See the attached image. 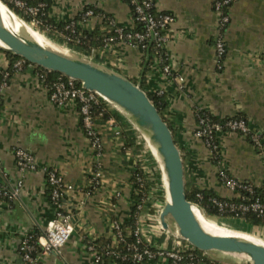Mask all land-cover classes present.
I'll list each match as a JSON object with an SVG mask.
<instances>
[{"label": "crops", "instance_id": "crops-1", "mask_svg": "<svg viewBox=\"0 0 264 264\" xmlns=\"http://www.w3.org/2000/svg\"><path fill=\"white\" fill-rule=\"evenodd\" d=\"M39 3L47 6V16L56 24L42 21L43 29L63 44V30L73 21L102 33L110 31L106 15L117 27L136 26L124 0H40L35 5ZM89 6L95 15L83 22L78 18ZM156 7L175 17L166 32L165 58L154 57L144 70L141 49L119 40L98 49L93 59L137 83L145 76L147 88L161 96L164 117L183 157L187 187L236 198L222 181V171L239 181L264 185V0H232L226 10L230 22L221 58L215 42L220 14L213 0H156ZM13 63L0 48V189L11 192L18 181L23 182L16 198L0 196V264H23L22 238L45 233L47 222L56 216L46 170H56L65 185L74 186L61 202L75 229L60 250L43 254L38 264H120L111 257L98 261L97 254L116 244L114 222L123 223L132 213L136 191L132 173L138 164L141 167L136 131L125 119H113L114 124L98 121L99 151L91 145L77 104L53 102L36 66L17 70ZM164 64L170 74L163 71ZM203 113L217 119H244L250 134L260 136V145L251 135L221 130L215 133L219 143L215 156L204 138L196 135ZM124 126L133 134L127 138L128 146L115 135L118 127L128 129ZM17 148L35 156L36 170L18 168ZM152 201L151 196L145 199L136 220L142 236L155 248L173 249L178 238L150 217ZM204 256L207 261L201 264L210 260L226 264L214 254ZM144 264L168 262L159 258Z\"/></svg>", "mask_w": 264, "mask_h": 264}, {"label": "built area", "instance_id": "built-area-1", "mask_svg": "<svg viewBox=\"0 0 264 264\" xmlns=\"http://www.w3.org/2000/svg\"><path fill=\"white\" fill-rule=\"evenodd\" d=\"M12 1L15 2L17 6H21V8L25 9L26 12L35 15H38L44 8L43 3L28 5L27 0ZM130 4L134 5L136 13L134 20L144 23V31L125 32L123 28L118 27L115 29L116 36H111L106 39L105 47L116 41L123 40L132 46L143 49L146 47L144 41L152 39L155 43L156 51L160 52L163 50L167 41L166 32L174 22L175 17L168 12H161L159 15L151 12L150 8H154L156 4L149 0H130ZM213 4L215 10L220 14L215 42L218 57L221 58L225 54L224 31L230 22V16L226 10L232 4V0H214ZM85 14L86 17H88L95 15V12L93 9H88ZM34 20L38 23L40 22L37 18H34ZM75 24L76 23L73 21L67 28H73ZM26 66L33 68L36 65L23 58L13 63V67L17 70H21ZM163 71L166 74H170L171 70L169 65L164 64ZM9 75V72L5 73L6 77ZM36 75L45 82L46 75L44 72L38 71ZM4 84H6V82H4ZM48 90L51 100L57 104H65L67 102H74L77 104L81 122L87 136L90 138L91 145L100 151L102 149V142L96 129L97 121L92 110L93 105L98 104L101 97L96 92L85 89L81 83L78 85L77 80L67 76L66 78L60 76L51 87H48ZM110 121L111 124H114V120ZM226 129L244 134L250 132L248 123L240 117L227 118L223 121H210L208 117L201 115L196 135L204 138L207 146L213 152V150L219 147V145L214 142V133ZM115 135L121 137V129L119 127L115 130ZM250 135L252 141L256 145H260V136L257 134ZM15 157L16 164L21 171H33L37 169L36 158L28 150L17 148L15 150ZM46 173V187L50 190L51 201L56 207V216L47 222L45 233L41 235L33 233L27 234L22 238L19 245V254L23 264H38L43 254L49 251L60 250L68 242L75 229L70 215L63 211L61 202L65 194L73 190L74 186L65 185L62 177L56 170H46ZM136 175L138 182L142 184L144 182V177L140 176L138 173ZM220 176L229 189L238 192L236 198H239L238 201H235V198L228 199L220 196L211 198L210 200L213 206L216 207L220 213H231L240 217L251 212L260 217L264 216V188L263 192L260 194H257L255 190L256 187H262V185L256 186L251 183L239 181L229 176L224 171L220 173ZM22 185L23 182L18 181L17 187L11 192L0 189V196L14 199L18 196ZM242 191H245L246 194L243 195ZM197 197L202 199L203 195L198 193ZM143 206L144 202L138 205V209L141 211ZM139 215L140 213L137 214L136 220L139 218ZM114 230L115 243L117 244L119 241L123 240V232L119 221L114 222ZM134 235L136 236V242L133 243L130 248L134 252V259L137 261H142L145 258L149 261L163 258L167 260L168 264H195V256L191 252L194 247L184 240L178 238L176 240V247L173 249H153L150 243L147 242V244H143L146 240L142 236V230L138 222L134 230ZM113 247L114 246H109L107 248V253H113ZM90 248L94 249L92 245ZM187 258L190 260L186 261ZM97 260H100L99 254H97Z\"/></svg>", "mask_w": 264, "mask_h": 264}, {"label": "water", "instance_id": "water-1", "mask_svg": "<svg viewBox=\"0 0 264 264\" xmlns=\"http://www.w3.org/2000/svg\"><path fill=\"white\" fill-rule=\"evenodd\" d=\"M0 2L26 22L3 0ZM0 40L6 45H0L1 49L48 71L73 78L85 89L96 92L141 135L149 136L159 154L157 156L149 144L160 164L166 194L159 220L164 230L205 253L232 255L243 260L240 264H264L263 244L233 235L213 234L202 226L195 209L204 216L206 213L187 197L184 161L172 129L139 83L56 41L50 39L71 54L48 48L27 34L12 31L4 24L1 12Z\"/></svg>", "mask_w": 264, "mask_h": 264}, {"label": "trees", "instance_id": "trees-1", "mask_svg": "<svg viewBox=\"0 0 264 264\" xmlns=\"http://www.w3.org/2000/svg\"><path fill=\"white\" fill-rule=\"evenodd\" d=\"M12 10H14L18 15H20L24 20L31 22V16L28 15L25 11V9L20 8L19 6H17L15 4V2H13L12 0H3ZM38 1L40 0H27V4L28 5H35L38 3ZM125 2H128L130 4V0H124ZM138 1H143V0H138ZM153 3L156 4V0H149ZM49 3V2H48ZM130 8H131V12H132V16L135 19L136 13H135V9H134V5L130 4ZM88 9H93V7L89 6L87 7L79 16L78 19H80L81 21H85L87 20L88 17H86V11ZM47 6L45 8H43L39 13H38V17L39 20L45 21L46 20V24H49L50 26L54 25L55 23L47 16ZM151 12H154L156 15H159L161 13V11H159L157 9V7L155 6L154 8H150ZM95 12V10H94ZM106 21L108 22V25L110 26V31L106 32V33H102L101 31H99V29H95V30H90L87 28H84L82 25H79L78 23L75 24V26L73 28H64V35H65V45H67L69 48L75 50L76 52H79L83 55H86L88 57H92V58H96L95 54L96 51H98V49H101L105 46L106 44V39L108 37L111 36H116V31L115 29L118 28L115 25L111 24V19L110 17H108L107 15L105 16ZM48 21V22H47ZM136 26L132 29H125L123 28V30L125 32H132V31H140L143 32L145 27H144V23L142 22H138L135 21ZM56 25V24H55ZM144 43L146 44V47L141 49V51L143 52L144 56V61L143 64L145 66L144 70H148L149 67L152 64V60L154 57H162L165 58V54L164 51L161 50L160 52L156 51L155 48V43L152 39H147L144 41ZM10 60L12 62H15L16 60L20 59L19 56L13 54L12 52H7ZM36 68L41 71L44 72L46 77H45V83L48 87H51L56 80L61 76L63 78H66V76H62L59 73L56 72H52V71H48L42 67L36 66ZM134 82L137 83V80H133ZM140 86L146 90L148 96L150 97V99L154 102V104L157 106V108L159 109L162 117L165 119L164 117V113H163V105H164V101L161 98V96H158L155 92H152V90L147 88V84H146V80H145V76L142 78V81L139 83ZM78 85H80V83L78 82ZM0 106H1V99H0ZM92 113L94 115V117H96V121H108V120H115V121H121L122 122V116L116 112L115 110L111 109L110 107L107 106L106 102L100 98L99 103L98 104H94L93 105V110ZM203 116H206L209 118L210 121H223L224 119H217L214 118L212 116H209L207 114H202ZM227 119V118H226ZM166 120V119H165ZM126 124V123H125ZM125 128L128 129H122L121 128V137L124 138V140L126 141V146H128L129 144L127 143V138L128 136H132V131H130L131 129L128 126H124ZM214 142L219 144L217 139H216V134L214 133ZM215 156H219V147L218 149L213 150ZM139 174L140 176L144 177V172L142 171L140 165L138 164L136 168H134L133 173H132V179L135 183V193L133 195V199H134V204L132 206V213L130 218L126 219L123 223H121V229L123 232V240L119 241L116 245H114L113 247V253H107V248L102 250V252L100 253V261L102 260H106L108 259V257H111L113 260H115L116 262L120 263V264H144L147 259L145 258L142 261H137L134 259V252L133 250L130 248V246L136 242V236L134 235V230L136 228V216L138 213H141V211L138 209V205L145 202V197L147 195V187L145 185V181L141 184L140 182H138L137 180V175ZM264 185H262V187H256V193L260 194L263 192V187ZM48 190L49 193V197L50 196V190ZM201 193L203 195L202 199H199L197 197V194ZM243 195L246 194L245 191H242ZM217 195L204 191V190H200L198 188L192 187L189 188L187 187V197L189 200H191L192 202L196 203L201 209L204 210V212L206 214H210L213 216H218L219 218H231V219H236L237 221H241L243 222L244 226H254V227H258V226H262L264 227V216L260 217L257 216L254 213H248L244 216H240L237 217L234 214L231 213H220L218 211V209L216 207L213 206L212 202H211V198L216 197ZM235 201H238L239 198H235ZM240 223V222H239ZM242 224V223H240ZM248 229V228H247ZM251 232L252 229H249ZM36 235H39L38 233ZM143 244H147L146 241L143 242ZM111 246V245H110ZM142 246V244H141ZM153 249H156L155 247H153ZM191 252L194 254L195 258H194V262L195 264H201L204 261H207V258L204 256L203 251L197 249V248H193L191 250ZM159 259V258H157ZM156 259V260H157ZM190 260L189 258L186 259ZM210 264H222L213 260L209 261Z\"/></svg>", "mask_w": 264, "mask_h": 264}, {"label": "rangeland", "instance_id": "rangeland-1", "mask_svg": "<svg viewBox=\"0 0 264 264\" xmlns=\"http://www.w3.org/2000/svg\"><path fill=\"white\" fill-rule=\"evenodd\" d=\"M213 2H214V0H213ZM126 3L130 6V4L128 2H126ZM19 7L21 8V6H19ZM26 13L28 15H30L31 19H32L31 22H28L25 20L26 22L30 23L35 29L41 31L46 37L50 38L53 41H56L55 39H53V34H51V32H48L47 30L45 31L43 29L44 27L41 24L42 20H40L39 23L34 20V18L39 19L38 15H35L33 13H30V12H26ZM57 43H59L60 45H62L65 48H69L67 45H65L61 42H57ZM73 51H75V50H73ZM105 102H106L108 107H110L111 109L118 112L111 104H109L107 101H105ZM122 118L125 119V122H127V124H130L126 118H124L123 116H122ZM132 129L136 131V134H135V138H136L135 142L136 143L135 144H136V147L139 149V152L141 153V155L138 159V161H140V162H138V163H141V169L145 174L144 175L145 185L148 189L145 199L148 201V196H151L153 201H152V211H151L152 214L150 215V217H152V219L156 220L155 222H157V220H160V213H161V211L165 205V202H166V194H165V189H164V184H163L161 167H160V164H159L156 156L152 152L149 144L143 139V137L140 135V133L133 126H132ZM249 130H250V128H249ZM237 133H240L242 135H246V136L250 137V132L245 133V134L241 133V132H237ZM230 191H232L236 195H238L237 191H233L231 189H230ZM224 198H228V197H224ZM228 199H232V197H229ZM206 216L209 218V220L212 219L210 221H213L214 223H218V224H220L226 228L230 227L234 230L248 232V233H252L249 230V229H252V231L254 232L255 235L264 239V227H262V226H258V227L250 226V227H248V226H244L243 222L237 221L236 219L219 218L218 216H213L210 214L209 215L206 214ZM239 222L242 224H240ZM211 254H214L215 257H217L221 262L226 263V264H240L243 262V260L241 258L232 256V255H222V254H218V253H211Z\"/></svg>", "mask_w": 264, "mask_h": 264}, {"label": "bare ground", "instance_id": "bare-ground-1", "mask_svg": "<svg viewBox=\"0 0 264 264\" xmlns=\"http://www.w3.org/2000/svg\"><path fill=\"white\" fill-rule=\"evenodd\" d=\"M0 12L6 27L10 28L12 31L20 34V35H29L31 38L36 40L38 43L46 46L48 48H52L54 50L60 51L62 53L71 54L68 50L60 47L59 45L52 42L48 39L41 31L35 29L30 23L24 22L21 20L16 14H13L2 2H0ZM0 45L6 46L1 40ZM141 135V134H140ZM143 139L150 144L153 152L159 155L157 152L156 147L152 144L149 136L144 133L141 135ZM169 198V195H167ZM196 215L200 220L202 226L210 233L219 234V235H233L238 236L259 244L264 245V239L260 238L259 236L255 235L254 233H248L243 231L234 230L230 227L226 228L218 223H214L210 221L209 218L204 216L201 212L195 209Z\"/></svg>", "mask_w": 264, "mask_h": 264}]
</instances>
